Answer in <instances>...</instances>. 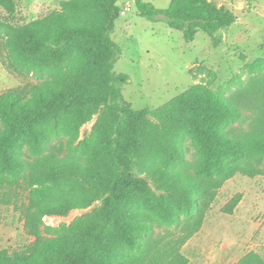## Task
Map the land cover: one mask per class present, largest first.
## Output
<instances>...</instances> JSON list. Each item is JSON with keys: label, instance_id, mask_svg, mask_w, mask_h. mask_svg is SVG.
<instances>
[{"label": "trees", "instance_id": "obj_1", "mask_svg": "<svg viewBox=\"0 0 264 264\" xmlns=\"http://www.w3.org/2000/svg\"><path fill=\"white\" fill-rule=\"evenodd\" d=\"M129 1L139 17L164 22L185 42L198 32L214 37L236 20L209 0H171L167 9ZM0 8L13 14L16 0H0ZM120 12L117 0H68L8 39L12 53L52 78L24 97L0 96V203L12 204L10 192L24 182L25 230L37 239L20 252L0 251V264H171L158 247L200 199L249 163L264 172V132L248 130L252 116L205 85L158 108L132 109L122 94L130 78L114 71L121 48L111 34ZM186 140L196 162L186 158ZM92 205L40 241L42 217ZM237 264L264 260L250 255Z\"/></svg>", "mask_w": 264, "mask_h": 264}, {"label": "rangeland", "instance_id": "obj_2", "mask_svg": "<svg viewBox=\"0 0 264 264\" xmlns=\"http://www.w3.org/2000/svg\"><path fill=\"white\" fill-rule=\"evenodd\" d=\"M65 1L68 0H16L13 14L0 8V96L15 92L24 97L43 80L52 78L47 71H36L12 53L8 39L16 28L39 22L59 10ZM144 1L158 9H167L171 2ZM209 1L231 10L235 23L214 37L198 32L193 41L185 42L180 31L170 29L164 22L139 17L132 1L117 0L123 13L120 12L111 37L121 48L114 71L130 78L123 88V97L133 110L154 109L191 86L205 85L252 116L248 130L264 132V0ZM92 125L93 122L80 128L79 141ZM184 150L189 161L198 160L189 140L185 141ZM66 154L64 150L59 158ZM70 156L84 158L78 152ZM21 183V188L10 192L12 204L0 203V251L9 254L26 250L37 240L25 230L28 201L24 182ZM199 204L191 219L181 220L170 229V237L163 239L157 254L168 255L171 264H237L250 255L264 260V172L259 162L242 167L241 172L218 191L200 199ZM93 207L74 209L67 217H42L40 241L51 238L61 224ZM164 233V229L155 228L156 235L161 237Z\"/></svg>", "mask_w": 264, "mask_h": 264}, {"label": "built area", "instance_id": "obj_3", "mask_svg": "<svg viewBox=\"0 0 264 264\" xmlns=\"http://www.w3.org/2000/svg\"><path fill=\"white\" fill-rule=\"evenodd\" d=\"M121 13H123V12H121Z\"/></svg>", "mask_w": 264, "mask_h": 264}]
</instances>
